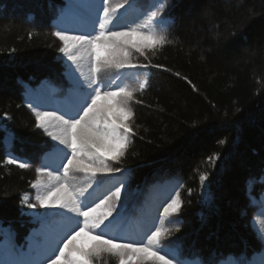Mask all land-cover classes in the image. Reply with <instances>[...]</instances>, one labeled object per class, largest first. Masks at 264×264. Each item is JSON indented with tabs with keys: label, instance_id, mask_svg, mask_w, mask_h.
Wrapping results in <instances>:
<instances>
[{
	"label": "trees",
	"instance_id": "1",
	"mask_svg": "<svg viewBox=\"0 0 264 264\" xmlns=\"http://www.w3.org/2000/svg\"><path fill=\"white\" fill-rule=\"evenodd\" d=\"M160 3L169 42L147 50V60L133 53V63L150 66L116 81L135 91V136L119 164L108 161L120 172L92 178L107 181L101 192L125 185L111 234L139 239L164 228L161 243L173 264H264V0H135L127 15L143 19ZM99 7L100 0H0V125L15 134L6 145L0 131V261L40 260L38 244L59 228L60 209L23 202L36 203V169L54 167L42 147L54 142L35 127V111L60 112L75 101L53 33L91 31ZM79 63L87 77L88 63ZM75 176L72 184L85 187L89 178ZM176 193L180 212L164 220Z\"/></svg>",
	"mask_w": 264,
	"mask_h": 264
},
{
	"label": "snow or ice",
	"instance_id": "2",
	"mask_svg": "<svg viewBox=\"0 0 264 264\" xmlns=\"http://www.w3.org/2000/svg\"><path fill=\"white\" fill-rule=\"evenodd\" d=\"M134 4L135 0H122L112 6L111 0H100L97 9L100 15L93 21L91 31L69 34L65 30H57L53 33L61 41L62 46L58 50L66 58V69L78 94L71 107L59 114L56 110L35 111V127L44 130L54 142L42 145L52 158L54 167L46 173L44 168L36 169L37 178L31 183V187L38 190L36 203H31L27 196L23 202L29 209L39 206L61 211L57 213L60 218L58 230L46 235L37 246L36 253L41 259L24 264H94L104 254L115 257L119 264L174 262V257L164 250L161 243L167 238L164 228L149 230L139 239H118L111 234L116 217L121 215L118 205L122 206L125 185L120 183L101 192L107 181L92 179L97 175L120 172V168L110 166L108 161L119 164L135 136L131 126L135 91L116 81L122 79L125 70L150 66L133 63V53L147 60V50L169 42L164 34L170 27L166 23L168 18L161 16L166 5L160 3L143 19L130 20L127 13ZM67 61L72 63L67 64ZM80 61L88 63L90 71L87 77L80 71ZM72 65L76 66L75 69ZM108 69H114L118 75H108ZM77 71L80 72L79 77L75 75ZM106 78L110 83H105ZM148 84L145 79L139 84V90L143 91ZM140 102L135 100L137 104ZM0 131L5 133L6 145L15 140V134L5 125H0ZM7 163L18 164L21 169L30 167L28 162H20L14 157H8ZM75 174L89 178L85 187L78 188L72 184ZM44 175L47 182L41 178ZM206 179L205 175L200 176L202 184ZM181 206L182 201L176 193L175 198L163 207L164 220L178 214ZM39 219L43 222L47 217L40 214ZM84 238L87 242H83ZM261 243L264 244V238H261ZM0 264L9 262L0 261Z\"/></svg>",
	"mask_w": 264,
	"mask_h": 264
},
{
	"label": "rangeland",
	"instance_id": "3",
	"mask_svg": "<svg viewBox=\"0 0 264 264\" xmlns=\"http://www.w3.org/2000/svg\"><path fill=\"white\" fill-rule=\"evenodd\" d=\"M105 257H112V256H109V255H107V254H104V255H102L98 260H96V261L94 262V264L102 263V261H103V259H105Z\"/></svg>",
	"mask_w": 264,
	"mask_h": 264
}]
</instances>
